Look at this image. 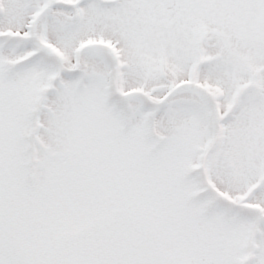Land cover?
Wrapping results in <instances>:
<instances>
[{"label": "snow or ice", "instance_id": "6c2138e0", "mask_svg": "<svg viewBox=\"0 0 264 264\" xmlns=\"http://www.w3.org/2000/svg\"><path fill=\"white\" fill-rule=\"evenodd\" d=\"M0 264H264V0H0Z\"/></svg>", "mask_w": 264, "mask_h": 264}]
</instances>
